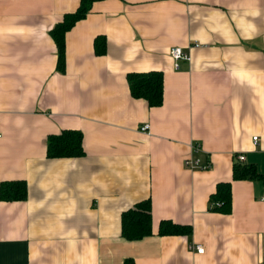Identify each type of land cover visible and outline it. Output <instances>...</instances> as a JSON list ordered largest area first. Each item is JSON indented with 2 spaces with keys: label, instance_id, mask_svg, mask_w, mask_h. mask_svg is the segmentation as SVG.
<instances>
[{
  "label": "crops",
  "instance_id": "crops-1",
  "mask_svg": "<svg viewBox=\"0 0 264 264\" xmlns=\"http://www.w3.org/2000/svg\"><path fill=\"white\" fill-rule=\"evenodd\" d=\"M80 5L0 0V184H28L26 200L0 199V264H264V0L95 2L66 34L60 73L50 32ZM175 47L191 57L178 68ZM152 71L164 75L157 108L127 79ZM66 130L83 155L48 158ZM238 156L263 178L233 181ZM230 181L231 214L211 212ZM146 200L154 236L129 242L122 215ZM163 221L192 234L161 237Z\"/></svg>",
  "mask_w": 264,
  "mask_h": 264
},
{
  "label": "trees",
  "instance_id": "trees-1",
  "mask_svg": "<svg viewBox=\"0 0 264 264\" xmlns=\"http://www.w3.org/2000/svg\"><path fill=\"white\" fill-rule=\"evenodd\" d=\"M102 0H81L80 8L65 16L64 21L50 32L58 50V71L65 72L66 34L78 22L86 19L95 2ZM97 55L106 53L105 39L95 41ZM132 97L145 100L150 108L163 104L164 75L160 71L131 73L127 77ZM83 155L82 135L76 130H66L60 135L51 136L47 143V156L50 159H74ZM262 174L254 164L236 161L233 167V181L261 180ZM232 181L217 186L210 197V211L228 216L232 212ZM28 198V184L25 181H5L0 184V199L6 202L24 201ZM191 226H183L172 221L160 224L158 235L161 237L190 236ZM154 236L152 223V204L142 201L122 215V237L129 242H138Z\"/></svg>",
  "mask_w": 264,
  "mask_h": 264
},
{
  "label": "built area",
  "instance_id": "built-area-1",
  "mask_svg": "<svg viewBox=\"0 0 264 264\" xmlns=\"http://www.w3.org/2000/svg\"><path fill=\"white\" fill-rule=\"evenodd\" d=\"M193 48H199L201 47L200 44H194L192 45ZM170 56L175 62V67L178 68V63L180 61H190L191 57L190 54L185 52L182 48L175 47L170 50ZM144 132L149 130V125H145L142 129ZM0 138H2V135L0 134ZM254 141L257 142V138H254ZM193 150L196 152H199L201 150V147L199 144H193ZM238 161H242L243 157L238 156ZM185 166L190 170H201L206 171L211 168L210 163H202L200 159H192L189 158L185 161ZM190 250L196 252L197 254H204L205 248L202 244H194L190 246Z\"/></svg>",
  "mask_w": 264,
  "mask_h": 264
}]
</instances>
